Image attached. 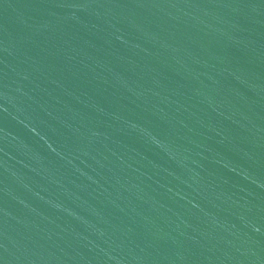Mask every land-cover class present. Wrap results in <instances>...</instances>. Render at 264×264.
<instances>
[{"label":"water","instance_id":"95a60500","mask_svg":"<svg viewBox=\"0 0 264 264\" xmlns=\"http://www.w3.org/2000/svg\"><path fill=\"white\" fill-rule=\"evenodd\" d=\"M0 264H264V0H0Z\"/></svg>","mask_w":264,"mask_h":264}]
</instances>
